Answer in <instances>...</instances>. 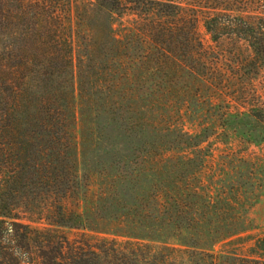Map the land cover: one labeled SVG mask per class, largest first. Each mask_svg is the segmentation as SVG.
Masks as SVG:
<instances>
[{"label": "trees", "instance_id": "16d2710c", "mask_svg": "<svg viewBox=\"0 0 264 264\" xmlns=\"http://www.w3.org/2000/svg\"><path fill=\"white\" fill-rule=\"evenodd\" d=\"M211 1L213 6H203L211 39L243 42L260 61L264 0ZM254 4L260 12L248 10ZM95 6L0 0V264H264V254L215 251L235 235L230 227L240 209L194 183L195 173L148 170V189L132 204L109 184L91 196V186L83 192L79 114L91 128L105 117L134 132L131 115L139 91L154 112L142 118L146 123L155 113L161 117L165 96L176 91L187 63L197 75L207 66L200 41L184 33L196 17L184 18L178 0H96ZM73 9L84 19L108 21L102 29L88 26L78 59ZM126 14L145 17L141 34L129 28L118 33L115 19ZM137 38L151 45L139 62L151 87L145 89L144 80L138 91V60L130 54ZM185 51L195 59H185ZM250 113L264 123V103H254ZM165 160L160 155L148 162ZM257 247L264 251V238Z\"/></svg>", "mask_w": 264, "mask_h": 264}, {"label": "rangeland", "instance_id": "374dc122", "mask_svg": "<svg viewBox=\"0 0 264 264\" xmlns=\"http://www.w3.org/2000/svg\"><path fill=\"white\" fill-rule=\"evenodd\" d=\"M72 1L76 9H97L96 0ZM178 1L184 18L196 17L193 26H186L184 33H194L200 41L206 69L199 68L197 75L187 63L188 68L179 73L176 91L170 89L165 96L161 117L155 113V119L146 123L142 118L154 112L147 109L145 92L139 91L131 115L134 132L127 131V125L105 117L91 128L79 114L78 163L83 192H87L86 186H91L92 191L87 192L91 196L93 191L99 192L109 184L123 202L132 204L148 189V170L176 169L184 177L195 173L194 183L211 188L222 202L229 199L240 209L239 220L230 227L235 235L228 243L217 244L215 251L256 258L264 254L257 247V240L264 238V123L256 120L250 110L254 103H264V56L256 61L252 50L233 38L211 39L203 26L207 11L203 6H213L211 0ZM192 6H196V11L191 10ZM248 10L261 11L257 4ZM106 19L98 16L84 19L73 9L76 59L83 54L88 26L102 29L108 23ZM115 20V28L121 35L127 28L139 34L145 28L142 15L126 14ZM147 49L151 45L137 38L130 51L138 60L133 71L135 83L148 81L139 63ZM185 53V59H195L193 53ZM150 87L148 81L144 88ZM135 88L141 90L142 84ZM160 155L166 158L162 164L148 162ZM67 233L73 235L68 230Z\"/></svg>", "mask_w": 264, "mask_h": 264}]
</instances>
